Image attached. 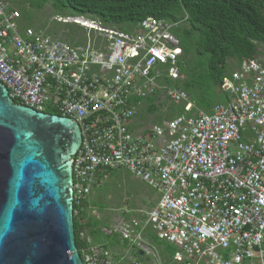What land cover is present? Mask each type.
Returning a JSON list of instances; mask_svg holds the SVG:
<instances>
[{
    "label": "built area",
    "instance_id": "built-area-1",
    "mask_svg": "<svg viewBox=\"0 0 264 264\" xmlns=\"http://www.w3.org/2000/svg\"><path fill=\"white\" fill-rule=\"evenodd\" d=\"M83 18L58 19L100 39L71 46L22 26L19 11L0 0V83L14 103L52 109L79 126L73 215L108 171L124 168L157 193L142 228L175 247L174 261L264 264V56L243 60L221 79L227 101L211 112L139 127L137 97L160 90L173 103L193 106L163 79L179 76L174 30L181 21L147 17L123 31ZM80 238L90 244L85 232ZM88 249L83 264H142Z\"/></svg>",
    "mask_w": 264,
    "mask_h": 264
},
{
    "label": "trees",
    "instance_id": "trees-1",
    "mask_svg": "<svg viewBox=\"0 0 264 264\" xmlns=\"http://www.w3.org/2000/svg\"><path fill=\"white\" fill-rule=\"evenodd\" d=\"M5 1L10 8L16 9L13 0ZM46 1H51L57 10L69 12L66 17H84L123 31L133 30L139 20L147 17L181 21L174 30L181 48L176 63L179 76L174 80L165 76L163 79L166 84L184 91L193 106L189 108L186 103H173L164 96L170 103L160 112L154 103L158 91L137 97L134 100L137 109L146 104L147 112H158L153 121L157 125L181 114L189 116L199 111L211 112L215 104L227 101L220 83L224 76L231 73L228 59L235 60L236 69L243 60H258V57L264 56L257 48L258 44L264 46V0H41V3ZM70 40L74 45L86 42V39ZM45 111L56 114L52 109ZM86 200L84 209L73 215L74 241L81 257L82 250L89 251V245L93 246L94 242L100 243V249H108L117 243L123 247L130 245L135 261L139 262L143 257L149 259L144 251L120 234H104L93 216L86 217ZM82 232L91 237L90 244L80 238ZM143 237L159 248L162 261L159 263L183 264L173 260V245L157 239L150 231L145 232Z\"/></svg>",
    "mask_w": 264,
    "mask_h": 264
},
{
    "label": "water",
    "instance_id": "water-1",
    "mask_svg": "<svg viewBox=\"0 0 264 264\" xmlns=\"http://www.w3.org/2000/svg\"><path fill=\"white\" fill-rule=\"evenodd\" d=\"M80 140L76 122L14 103L0 83V264H83L71 190Z\"/></svg>",
    "mask_w": 264,
    "mask_h": 264
},
{
    "label": "rangeland",
    "instance_id": "rangeland-1",
    "mask_svg": "<svg viewBox=\"0 0 264 264\" xmlns=\"http://www.w3.org/2000/svg\"><path fill=\"white\" fill-rule=\"evenodd\" d=\"M12 3L20 13L19 23L24 27L31 28L37 34L49 36L53 41H61L71 46H76L72 44L71 38L98 42L97 38L100 35L95 30H88L69 19H58L59 17L68 18L66 15L70 13L57 10L51 1L41 3V0H13ZM257 48L264 53V46L258 44ZM228 61L232 71L235 68V60L228 59ZM154 103L162 112L170 102L159 90ZM157 114L158 112H147L146 104H141L136 111L137 121L141 122L139 127L153 126ZM156 199L157 193L128 170L114 169L103 179L100 186L92 189L88 195L85 214L86 217L93 216L97 220L104 234L115 232L124 236V229L129 230V241L149 256V259L143 257L139 262L159 264V262L162 263L159 248L144 238H136V231L142 230L143 236L145 232L150 231L148 228L143 229L142 226L146 219V212L155 204ZM108 249L125 261L136 260L130 245L123 247L121 243H117Z\"/></svg>",
    "mask_w": 264,
    "mask_h": 264
},
{
    "label": "crops",
    "instance_id": "crops-1",
    "mask_svg": "<svg viewBox=\"0 0 264 264\" xmlns=\"http://www.w3.org/2000/svg\"><path fill=\"white\" fill-rule=\"evenodd\" d=\"M258 58H259V57H258ZM186 95H187V94H186ZM187 97H188V96H187ZM191 104H192V103H191ZM156 200H157V199H156ZM155 203H156V202H155ZM154 205H155V204H154ZM154 205H153V206H154ZM153 206H152V207H153ZM152 207H151V208H152ZM151 208H150V209H151ZM150 209H149V210H150ZM84 221H85V220H84ZM86 233H87V232H86ZM88 237H89L90 240H91V237H90V236H88ZM122 237H123V236H122ZM123 238H124V237H123ZM142 238H144L143 235H142ZM128 240H129V239H128ZM144 240H145V239H144ZM93 244H94L93 246H94L95 248H100V245H99L100 243L98 244V243H94V242H93ZM91 246H92V245H91ZM108 250H109V249H108ZM112 254H113V253H112ZM113 255H115V254H113ZM116 257H117V256H116Z\"/></svg>",
    "mask_w": 264,
    "mask_h": 264
},
{
    "label": "bare ground",
    "instance_id": "bare-ground-1",
    "mask_svg": "<svg viewBox=\"0 0 264 264\" xmlns=\"http://www.w3.org/2000/svg\"><path fill=\"white\" fill-rule=\"evenodd\" d=\"M87 19V18H86Z\"/></svg>",
    "mask_w": 264,
    "mask_h": 264
}]
</instances>
